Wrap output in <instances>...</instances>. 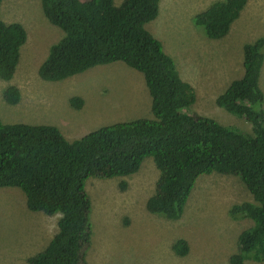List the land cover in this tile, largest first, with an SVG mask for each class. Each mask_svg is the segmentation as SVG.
<instances>
[{"label":"trees","instance_id":"1","mask_svg":"<svg viewBox=\"0 0 264 264\" xmlns=\"http://www.w3.org/2000/svg\"><path fill=\"white\" fill-rule=\"evenodd\" d=\"M2 0H0V3ZM161 0H40L47 20L62 31L49 47L37 73L59 81L93 66L122 61L141 72L148 89L152 117L101 126L68 141L51 124L5 123L0 118V187H17L31 211L60 214L57 231L27 264H86L91 242L89 177L111 178L136 173L152 157L159 176L146 209L178 219L199 176H237L251 200L229 206L232 219L248 218L252 225L237 237L230 264L264 260V36L243 45V73L216 96L215 103L242 117L250 131L220 124L194 113L193 85L182 78L175 61L148 29L159 14ZM248 0H213L193 16L206 37H224ZM27 32L19 22L0 19V79L14 76ZM10 105L20 101L16 85L3 91ZM80 108L83 100L69 99ZM175 253L184 256L188 244L177 239Z\"/></svg>","mask_w":264,"mask_h":264},{"label":"rangeland","instance_id":"2","mask_svg":"<svg viewBox=\"0 0 264 264\" xmlns=\"http://www.w3.org/2000/svg\"><path fill=\"white\" fill-rule=\"evenodd\" d=\"M211 1L161 0L159 14L146 24L147 29L173 57L182 78L199 83L192 112L250 131V123L219 107L215 96L232 79L241 77L243 45L264 36V0H248L228 33L219 39L206 37L193 22V16ZM0 19L19 22L27 32L14 76L9 81L0 79L3 122L55 125L73 141L107 124L152 117L143 74L122 61L96 65L59 81L38 76L50 45L62 36L44 16L40 0H2ZM259 81L264 93V65ZM11 84L21 93L14 105L2 95ZM212 84L215 88L211 89ZM72 97L83 100L80 108L70 104ZM158 176L153 158L146 157L131 176L86 180L92 224L86 264H230L239 233L252 225L248 218L235 220L228 214L230 205L251 200L244 183L230 174L201 175L181 216L167 219L146 209ZM59 217V213L29 210L19 188L0 187V264H27L29 256L47 245ZM41 235H47L43 243L31 248L33 239ZM177 239L188 244L184 256L173 249ZM245 264H264V260L248 259Z\"/></svg>","mask_w":264,"mask_h":264},{"label":"crops","instance_id":"3","mask_svg":"<svg viewBox=\"0 0 264 264\" xmlns=\"http://www.w3.org/2000/svg\"><path fill=\"white\" fill-rule=\"evenodd\" d=\"M192 84V83H191ZM229 84V83H228ZM193 85V87L195 88V91H196V94H197V91H199L198 90V88H199V83H198V85H194V84H192ZM211 89L214 87L215 88V85L214 84H212L211 86ZM204 88V87H203ZM226 87H224V89H225ZM210 89V90H211ZM224 89H222V91L224 90ZM215 90V89H214ZM222 91H220V93L222 92ZM220 93H218V94H220ZM217 94V95H218ZM216 95V96H217ZM216 96H215V98H216ZM41 225H42V223H41ZM56 231L57 230H53L52 231V234L49 236V237H47V235H41V236H39V238L38 237H36L35 239H33V241L31 242V248H36L37 246H40L41 245V243H43L42 242V240L45 238V237H47V240L49 241L50 239H51V237L56 233ZM48 232V234H50L51 232H49V231H47ZM43 245V244H42ZM43 248V247H42ZM40 250H42V249H40ZM37 252H39V251H36V253ZM23 254V253H22ZM24 255V254H23ZM25 255H27V254H25ZM30 255V254H29Z\"/></svg>","mask_w":264,"mask_h":264}]
</instances>
